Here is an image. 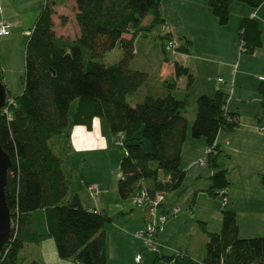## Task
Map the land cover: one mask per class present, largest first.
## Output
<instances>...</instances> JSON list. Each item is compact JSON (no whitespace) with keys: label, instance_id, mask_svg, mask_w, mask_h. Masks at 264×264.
I'll return each mask as SVG.
<instances>
[{"label":"trees","instance_id":"16d2710c","mask_svg":"<svg viewBox=\"0 0 264 264\" xmlns=\"http://www.w3.org/2000/svg\"><path fill=\"white\" fill-rule=\"evenodd\" d=\"M236 1L253 9L264 2L207 0V4L219 24L227 25ZM160 4L161 0H76L79 36L72 40L55 33L53 6L46 1L26 42L23 92L13 98L10 118L0 114V145L12 161L5 196L14 224L0 250V264H18L25 243L38 245L46 239H53L62 260L107 264L105 226L111 218L85 209L76 193L61 203L68 185L61 167L63 158L54 152L50 141L53 137L69 140L74 126L90 130L93 119L98 118L107 122L115 137L123 136L122 178L117 183L121 199L129 198L141 185L150 194L158 190L170 193L181 186L185 178L181 154L188 122L186 99L172 95L175 81L165 82L161 94L147 93L134 105L128 101L148 79L146 72L129 65L134 42L139 32L152 30L162 22ZM149 14L152 18L145 24ZM127 33L130 37L126 39ZM237 42L241 53L253 54L260 48L259 22L243 18ZM117 45L123 51L119 62L105 65L97 61ZM189 47L186 40L177 51L188 53ZM174 73L175 78L186 76L188 92L195 77L177 62ZM258 90L264 99L263 82ZM228 99L221 90L212 96L200 95L190 129L193 139L203 138L213 149L205 160L213 171L209 193L214 194L229 186L219 158L221 151L215 145L217 136L222 130L239 126L236 113L228 109ZM8 101L6 91L7 105ZM167 177L169 181L164 182ZM261 184L264 188V173ZM206 234L201 260L185 252L183 256L158 257L169 264H264V236L240 238L234 211L223 209L220 232Z\"/></svg>","mask_w":264,"mask_h":264},{"label":"rangeland","instance_id":"374dc122","mask_svg":"<svg viewBox=\"0 0 264 264\" xmlns=\"http://www.w3.org/2000/svg\"><path fill=\"white\" fill-rule=\"evenodd\" d=\"M28 1L1 0L2 3L0 4V14L9 21H19L21 23L16 26L13 25V35L9 37L10 39H7L4 46H0V80L6 88L8 100H12L23 92L25 48L28 39L26 29H30L34 25L46 3V0H38L40 9L38 12H35L34 9L31 11L25 9V7L28 8ZM194 1L195 5L190 9H184V25H189V23L193 25L191 21L198 20L202 28L201 31L195 28L194 32L196 37V56L194 57L198 56L195 59V63L199 69L200 77L193 86L192 91H190V93L192 92V96L187 100L186 117L195 116V103L197 99L195 93L202 87L210 85L215 87L217 85L218 87H225L230 96L231 105L238 108L240 124L245 127L259 125L258 132H260L262 126H260L256 113L260 109H264V99L258 91V86L260 85L259 76H264V52L256 51L253 54L241 53L238 42H235L234 38H232L234 32L238 34L239 31V24H237V14L239 13H232L233 15H231L227 25H220L218 19L215 23H212L206 17L203 9L198 6L201 1ZM47 2L52 6L58 5V7L53 9L55 33L58 36H76L75 9L71 8L72 3L68 0H47ZM174 3H176V0H165L163 7L164 10L172 7L169 11L173 18L176 17L173 13ZM239 3L245 8L253 9L242 2ZM205 7L209 10V14L212 15L208 4ZM188 13L192 17V20H190ZM150 17V14L147 15L145 24L148 23ZM260 23L264 34V22ZM163 25L167 24L160 22L152 30L142 31L137 34V38L140 39L138 44L140 51L137 56L132 57L129 64L131 68L135 66H140L143 69L149 67V76L144 86L150 88L148 93L155 95L159 94L160 88L162 89L163 87V85H160L156 63L163 60V48H161V44L164 45L172 40L161 31ZM174 51H167V53L171 55ZM122 56V48L117 45L114 49L98 57L97 61L105 65H112L119 62ZM140 57L144 58L142 62H139ZM227 59H231V61L227 62ZM218 78L222 79L223 83H219ZM141 90L142 88L139 89L138 94H140ZM184 93L186 92L179 89L174 90V95L177 98H183ZM258 96L261 97L262 101H260L258 110H256ZM136 97L137 95L128 97V101L132 102L133 98ZM241 97H245V99ZM102 121V137L105 139L106 144L101 148L92 151L81 150L86 152L75 153L74 155L72 154L74 148L70 150L66 149L64 150L66 155L70 152V157H67L66 160L65 156L63 157L62 154L57 152V147L53 146L54 152L63 158L61 167L68 185L67 192L62 198L61 203H66L70 195L76 193L83 203L85 202L87 205L94 206L96 201L101 211L111 218L105 226L108 264H169L166 260L158 257L159 253L157 251L145 248L143 241L138 236L145 228V212L142 208L135 205L136 193L123 200L119 197L117 189L114 190V188H117L116 185L120 179V161L125 151L119 138L112 134L107 122ZM261 132L264 133L263 131ZM55 139V137L51 139L50 143L52 145ZM193 140L197 141L200 139ZM62 145L64 144L62 143ZM146 147L148 149V144ZM194 150V147L188 149L190 154H193L191 152H194ZM206 153L207 149L204 150L201 159L206 157ZM227 159V155L221 154L220 160L226 161ZM257 160H259V157H252V155L233 157L231 162L233 169L231 170V183L229 185L231 187H228L234 194L238 195L245 190L256 200H263L264 188L261 184V175L259 176L257 168H255L259 164ZM191 161L189 160L187 163L183 157L181 169H188L189 162ZM204 168H206L203 169L202 177L204 178L201 179H196L195 177L194 171L197 169H188V173L186 172L179 189L167 194L165 204L171 205L168 221V223H171L170 225L167 223L168 227L166 225L165 229L168 228V230L164 236V241L170 246L173 243L176 244V242H186L190 235L193 238L202 236L204 233L202 229L203 225L212 232H220L221 230L222 210L229 208L221 205V193H209L211 180L207 179V177L212 172V169L209 166ZM205 173H207V176ZM88 186H92L94 190H88ZM196 202L197 216L193 218L191 209H195L193 206H195ZM174 208L179 209V213L177 214L178 219H175L173 216L172 211ZM200 211H202L203 215L207 213V220L199 218L201 215ZM254 235L241 236V238L262 237L264 236V231L256 232ZM158 241L159 243L162 242L159 239ZM195 244L196 246L198 245L197 243ZM166 251L171 250L166 248ZM196 253L194 252L193 255L200 257L199 252L198 254ZM138 254H141V260L136 262L135 257ZM19 259L18 264H23V258L20 256Z\"/></svg>","mask_w":264,"mask_h":264},{"label":"crops","instance_id":"0c3cea01","mask_svg":"<svg viewBox=\"0 0 264 264\" xmlns=\"http://www.w3.org/2000/svg\"><path fill=\"white\" fill-rule=\"evenodd\" d=\"M47 1V0H46ZM72 3L71 8L75 9L76 8V0H68ZM201 3L200 6L206 17L212 22L215 23V21H217V18L212 14H209V10L205 7V5H207V0L205 2V0H200ZM55 2V1H53ZM1 0H0V4H1ZM33 3V4H32ZM164 3L165 0H161V4L159 7V16L160 19L162 20L163 23L167 24V26H169L170 28V38L175 41L176 44V48L175 51L172 52V54H168L167 51H163V60H161L160 62H156L157 63V68H158V77H159V81H160V85H164L165 82H171L170 80H174L175 81V89H173L172 91V95L175 97L174 95V90L179 89L182 90L183 92L185 91V87H186V82H187V78L186 76H182L179 78H175V73H174V63L177 62L179 64H181L183 67L187 68L189 70V72L195 77L194 83L193 85L190 87V89L188 90V92L184 93V97L183 98H177L180 100L186 99V107H187V100L190 96H192V92L190 93V91H192L193 86L195 85V83L197 82V80L200 77V73H199V69L195 63V59L198 57H194L195 55V45H196V37H195V28H198L200 31L202 30V28L200 27V23L198 20L194 21L192 20V17L190 16V14L188 13V16L190 17V20H192V24L189 23V25H184V9H190L193 5H195V1L194 0H176V3H174V8H173V13L175 14V18H173L170 15V7L168 10L165 9L164 10ZM28 4V8L25 7L26 10L31 11L32 9L35 10V12L40 9V3L38 2V0H29L27 2ZM55 4V3H54ZM33 6V7H32ZM56 7H58V5H54L53 9H55ZM70 10V9H69ZM41 12V11H40ZM239 13L237 14V24L241 23V20L243 18H253L255 20H257L260 24V29H261V33H262V45L260 48H258L256 51H262L264 52V34H263V29L261 28V23L260 22H264V2L263 4H261V6L257 9H249V8H245L242 4H240L239 2H234L231 5V15H233L232 13ZM75 14L76 11H74V22L76 25V29H77V34L74 37H69V35H63L64 37H69L72 40H74L76 37L79 36V28L76 24L75 21ZM235 14V15H236ZM152 16L150 17L151 20ZM53 19V16H52ZM186 19V18H185ZM150 20H148V23L150 22ZM187 20H189L187 18ZM3 22H7L10 23L12 25V31L11 34L7 37H0V46H4V43L7 41V39H10L9 37H11L13 35V25L16 26L17 24H21L19 21L16 22H12L7 20L2 14H0V23ZM147 23V24H148ZM217 23V22H216ZM35 24V23H34ZM54 24V22H53ZM33 27V26H32ZM31 27V28H32ZM21 28V27H20ZM30 29H26V33L29 32L28 30ZM54 28V27H53ZM237 28V27H236ZM239 30V27H238ZM55 31V28H54ZM58 36V35H57ZM130 35L129 33L124 34V38H129ZM232 38H234L235 42H237V34L234 32V35H232ZM190 41V47H189V52L185 53V52H181V51H177V47L182 45L186 40ZM180 40V42H178ZM140 39L137 38L134 42V53L133 56H137L139 54V44ZM179 43V44H178ZM161 44V48H162ZM255 51V52H256ZM144 58L140 57L139 58V62H142ZM231 59H227V62H230ZM132 69L135 70H140V71H144L148 74L149 76V67L143 69L140 66H135L132 67ZM260 79V84L263 82L264 83V76H259ZM219 79V78H218ZM225 83V81H224ZM213 84V83H212ZM259 87V86H258ZM142 90L140 92V94H136L137 97L133 98L132 103L131 104H135L136 102H139L140 100H142V98L148 93V90H150L149 87H145L144 85L141 87ZM217 88H220L219 90L225 92L226 94H228V92L226 91L225 87H218L217 85L214 87L213 85L210 86H205L202 87L199 91H197L195 94V96H197L196 98H198L200 95H208V96H212L215 94V92L217 91ZM259 91V90H258ZM163 92V87L162 89L160 88L159 90V94H161ZM260 93V92H259ZM186 95H188L186 97ZM229 95V94H228ZM260 96L261 93H260ZM258 96L257 98V105H256V110H258V105L260 103L261 97ZM230 97V96H229ZM242 98V97H241ZM242 99H245V97H243ZM230 100V99H229ZM227 102V106L228 109L235 112L236 113V120L239 124V126L232 130V131H226V130H222L219 132L218 136H217V140H216V147H217V151H221V154H225L227 155L228 159L226 161L220 160L221 165L223 166V168L226 170L227 173V180L229 182V185L231 183L230 181V177H231V170L233 169V167L231 166V162L233 157L238 156V157H246L248 155H252L253 156H258L259 160H257V162H259V164H257V173L259 174V176L261 174L264 173V133H262L261 131L264 132V109H260L256 115H258V121L260 122V126H262V129H260V132H258V126L259 125H255V126H251V127H245L243 125L240 124L239 118V111L237 107H233L231 105V100ZM187 112V110H186ZM186 112H185V117H186ZM187 122H188V134H187V138L186 141L183 145L182 148V154H181V161L182 158L184 157L188 163L189 160H192L191 162H189V168L188 169H197L194 171L195 177L196 179H201L204 178L202 177L203 174V169H206L204 167H208L207 164L204 165H200L198 162V160H200L203 157V153L205 149H208L207 144L205 142L204 139H200L197 141H194L193 138L190 135V128L192 126L193 120H194V116L186 117ZM103 121L98 119V118H94L93 119V123H92V128L90 130H88L86 127L82 126V125H77L74 126L71 130L70 133V139L69 140H65L64 137H60V138H56L55 140H53V146L57 147V152L62 154L63 157L65 156L66 160L67 157H70L69 154L70 152H68L69 154L66 155V153L64 152V150L66 149H72L74 148V150L72 151V154L74 155L75 153H80V152H86V151H81V150H94L97 148H101L102 146H104L106 144L105 139L102 137V133H103ZM190 127V128H189ZM76 128H81L84 133H85V138L86 139H95L96 142L90 141L89 144H87L85 142V146L81 149H77L73 143V138H72V134L74 132V130ZM62 143L64 145H62ZM194 147V152H191L193 154H190V152L188 151L189 148ZM207 155V153H206ZM221 155H219L220 158ZM205 159V158H204ZM198 166V168H197ZM200 166V167H199ZM188 169L183 170L185 171V175L186 172L188 171ZM188 173V172H187ZM213 171L209 173V176L207 177V179L211 177ZM205 175L207 176V173H205ZM206 179V178H205ZM211 180V179H210ZM212 184V183H211ZM117 187V185H116ZM231 187V186H229ZM227 187V189L225 190L226 193V197H227V207L229 208L228 210H232L235 212L236 214V219H237V225H238V235L241 238V236H255L254 234L256 232H262L264 231V198L263 200H256V198H254L248 191L243 190L242 192H240V194H234L233 191ZM117 188H114V190ZM200 190H206V189H200ZM201 192V191H200ZM220 193V192H219ZM80 199V197H79ZM167 199V197H166ZM82 206L89 210V211H94V212H100L103 213L101 211V209L98 207L97 202L95 201V205H87V203H83V201L80 199ZM166 202V200H165ZM164 202V206H163V210L168 212L171 209V205H166ZM92 204V203H90ZM195 207L192 208V213H193V218L195 216H197L196 212H197V202L195 203ZM179 213V212H178ZM104 214V213H103ZM200 216L199 218L201 220H207L206 216L207 213H204V215L202 214V211H200ZM106 215V214H104ZM107 216V215H106ZM175 219L177 218V215L174 216ZM262 221V223H260ZM207 222V221H205ZM171 222L168 223V225H170ZM167 225V227H168ZM205 231L203 233L202 236L200 237H196L193 238L191 235L189 236L188 240H186V242H181V243H177L174 244V247L170 246L167 242L164 241V236L166 234V231L168 230L165 229V231L163 232V234L161 236H158V239L161 240L164 244V249H162L160 251V255H172L175 252H177L178 250L180 251H184L185 253L191 255L192 257L201 260L204 256V245L207 242V237H206V232H212L209 231L208 229L205 228V226L203 225ZM213 233H217V231H214ZM197 243L198 245L196 246ZM201 246V247H200ZM166 248H168L171 251H166ZM194 252H197L196 254H198L200 257H195L193 254ZM106 254L107 253V246H106ZM23 258V264H27L31 261H38L40 264H72L70 261L68 260H62L58 257L57 252H56V247H55V243L53 241V239H46L44 241H41L38 245L33 244V243H25L20 254L19 257ZM107 264H108V258H107Z\"/></svg>","mask_w":264,"mask_h":264},{"label":"built area","instance_id":"2783aa9c","mask_svg":"<svg viewBox=\"0 0 264 264\" xmlns=\"http://www.w3.org/2000/svg\"><path fill=\"white\" fill-rule=\"evenodd\" d=\"M12 31V25L10 23L7 22H3L0 23V37H7L11 34ZM161 31L165 34L168 35V37L170 36V28L167 25H163L161 27ZM27 34L29 35V32H27ZM164 50L165 51H172L175 50L176 48V44L175 41L171 40L170 42H167L166 44H164ZM240 51L242 52V47L239 45ZM262 79V78H260ZM219 83H223L222 79H218ZM217 90H219V88H217ZM8 105L7 103H5V105L0 109V114L2 116H6L8 118H10V110L9 107L11 105H15V102L12 100L8 101ZM10 104V105H9ZM263 130V129H261ZM117 138H119V140L121 141V145L123 144V136L120 134L117 136ZM207 152H213L212 148H208ZM200 165H204L206 164V160L205 159H201L199 161ZM120 177L122 178V175H120ZM170 177H167L164 182H168ZM88 190L93 191L94 188L92 186H88L87 187ZM220 193L222 194V202L221 205L223 207H225L227 205V197H226V193L225 190H221ZM167 192L165 190H158L155 191L153 194H150L148 189L141 185L138 189V191L136 192V198L134 200L135 205L139 208H142L143 211L145 212V228L144 230L139 233V238L143 241L144 243V247L145 248H151L155 251H157L158 253H160V251L162 249H164V244L163 243H159L158 241V236L160 234H162L165 231L166 225L169 221V212L164 211L162 208L164 206V202L166 200L167 197ZM179 212L178 208H174L172 213L173 216H176ZM11 226H12V230H13V222L11 220ZM12 232V231H11ZM176 256H183L184 255V251H180L178 250L177 252L174 253ZM141 260V254H138L135 257V261L139 262Z\"/></svg>","mask_w":264,"mask_h":264},{"label":"water","instance_id":"95a60500","mask_svg":"<svg viewBox=\"0 0 264 264\" xmlns=\"http://www.w3.org/2000/svg\"><path fill=\"white\" fill-rule=\"evenodd\" d=\"M6 103V88L0 81V109ZM11 158L0 145V250L9 240L12 226L11 213L7 205L5 188L7 185L8 172L11 168Z\"/></svg>","mask_w":264,"mask_h":264},{"label":"bare ground","instance_id":"6f19581e","mask_svg":"<svg viewBox=\"0 0 264 264\" xmlns=\"http://www.w3.org/2000/svg\"><path fill=\"white\" fill-rule=\"evenodd\" d=\"M72 138H73V143L77 149L83 148L85 146V142L87 144H89L90 141H93V140H94V142H96V140L94 138L93 139H86L85 133L81 128H76L74 130V132L72 134Z\"/></svg>","mask_w":264,"mask_h":264}]
</instances>
